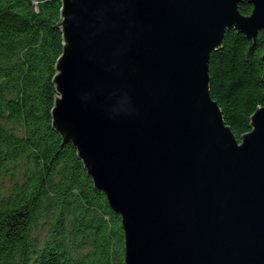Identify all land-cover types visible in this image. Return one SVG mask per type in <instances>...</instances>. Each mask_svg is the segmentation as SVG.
<instances>
[{
  "label": "water",
  "instance_id": "water-1",
  "mask_svg": "<svg viewBox=\"0 0 264 264\" xmlns=\"http://www.w3.org/2000/svg\"><path fill=\"white\" fill-rule=\"evenodd\" d=\"M60 2L52 127L120 215L124 264H264V106L238 140L208 88L264 0Z\"/></svg>",
  "mask_w": 264,
  "mask_h": 264
},
{
  "label": "trees",
  "instance_id": "trees-1",
  "mask_svg": "<svg viewBox=\"0 0 264 264\" xmlns=\"http://www.w3.org/2000/svg\"><path fill=\"white\" fill-rule=\"evenodd\" d=\"M60 8L0 0V264H124L120 215L52 127ZM263 52L264 30L252 41L230 29L209 55V94L238 140L264 106Z\"/></svg>",
  "mask_w": 264,
  "mask_h": 264
},
{
  "label": "rangeland",
  "instance_id": "rangeland-1",
  "mask_svg": "<svg viewBox=\"0 0 264 264\" xmlns=\"http://www.w3.org/2000/svg\"><path fill=\"white\" fill-rule=\"evenodd\" d=\"M6 184L7 182L4 179V176L0 173V190L1 191L5 188Z\"/></svg>",
  "mask_w": 264,
  "mask_h": 264
}]
</instances>
